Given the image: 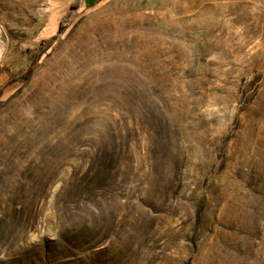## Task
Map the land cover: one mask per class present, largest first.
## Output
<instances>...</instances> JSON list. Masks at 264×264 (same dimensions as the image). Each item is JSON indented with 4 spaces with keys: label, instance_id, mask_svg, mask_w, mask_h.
<instances>
[{
    "label": "rangeland",
    "instance_id": "obj_1",
    "mask_svg": "<svg viewBox=\"0 0 264 264\" xmlns=\"http://www.w3.org/2000/svg\"><path fill=\"white\" fill-rule=\"evenodd\" d=\"M0 30V264H264V0H0Z\"/></svg>",
    "mask_w": 264,
    "mask_h": 264
},
{
    "label": "trees",
    "instance_id": "obj_2",
    "mask_svg": "<svg viewBox=\"0 0 264 264\" xmlns=\"http://www.w3.org/2000/svg\"><path fill=\"white\" fill-rule=\"evenodd\" d=\"M78 5H79V2H78V1H76V2H74V3H72V4L70 5V10H69L68 12H66V14L63 16V18H62V20H61V22H60V24H59V31H61V30L66 26L65 23H67V21H68L70 15H71V11H72L74 8H77Z\"/></svg>",
    "mask_w": 264,
    "mask_h": 264
},
{
    "label": "water",
    "instance_id": "obj_3",
    "mask_svg": "<svg viewBox=\"0 0 264 264\" xmlns=\"http://www.w3.org/2000/svg\"><path fill=\"white\" fill-rule=\"evenodd\" d=\"M6 42H7L6 36L2 32V30H0V59L6 49Z\"/></svg>",
    "mask_w": 264,
    "mask_h": 264
}]
</instances>
